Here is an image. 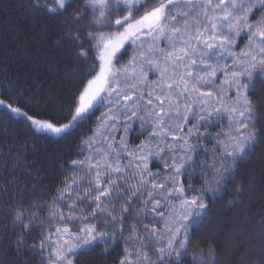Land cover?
Wrapping results in <instances>:
<instances>
[{
	"label": "snow or ice",
	"instance_id": "6c2138e0",
	"mask_svg": "<svg viewBox=\"0 0 264 264\" xmlns=\"http://www.w3.org/2000/svg\"><path fill=\"white\" fill-rule=\"evenodd\" d=\"M27 7L45 18L43 29L61 36L58 46L71 47L45 78L46 89L33 90L18 79L0 83V147L11 136L10 122L63 139L101 105L105 111L83 141L89 155L71 161L73 171L84 175L65 178L50 202L25 206L21 198L9 207L8 222L0 223V237L7 239L0 240V264L10 252L14 264H76L98 246L110 254L120 245L115 264H183L185 258L188 264H217L222 246L214 241L202 240L189 251L196 241L192 229L208 205L186 192L207 189L186 187L182 178L208 169L219 184L264 144V94L258 92L264 81V0H29ZM128 48L132 53L122 62ZM150 74L157 78L150 81ZM66 80L77 86L70 88ZM225 118L214 147L202 149L204 140L214 138L208 129ZM137 121L140 135H148L129 147ZM118 131L124 135L117 141ZM150 158H159L162 167L150 170ZM20 159L16 153L14 160ZM16 167L0 174V198H10L12 185L19 188ZM25 171L31 176L30 168ZM38 186L39 181L32 191ZM243 190V182L237 184L233 199ZM45 208V220L57 223L53 230L41 228L39 241L29 244L33 222ZM258 234L264 258V218ZM243 243L229 242L233 255L244 251ZM25 250L32 259L24 258ZM233 264L258 262L249 257Z\"/></svg>",
	"mask_w": 264,
	"mask_h": 264
},
{
	"label": "trees",
	"instance_id": "16d2710c",
	"mask_svg": "<svg viewBox=\"0 0 264 264\" xmlns=\"http://www.w3.org/2000/svg\"><path fill=\"white\" fill-rule=\"evenodd\" d=\"M29 0H0V83L7 79L17 80L21 84L30 85L33 90L38 87L47 88L44 83L45 78H50L56 71V63L61 58H66L70 45L61 42L58 46L57 41L62 38L57 31L52 28L43 29L41 27L43 17L36 18L28 10ZM66 39V38H65ZM87 63V62H86ZM68 65L67 67H72ZM74 66L82 69L84 65L74 62ZM70 88H75L77 82L66 80ZM258 92L264 94V81L258 82ZM255 94V93H254ZM16 95V93H12ZM99 116L98 109L89 121L82 124L70 137L59 138L55 134L47 136L35 133L26 128L23 122H10L8 124L11 133L7 141V146L0 147V174L7 175L4 168L11 169L12 164L16 163L14 169L15 177L18 180L19 188L12 185L9 188L8 199L0 198V223H7L6 216L9 207L23 198L25 206L29 204L51 201V197L57 195V189L62 187V181L69 178L71 173V161L77 160L82 156L83 141L92 134L96 127L95 117ZM13 139L17 142L14 144ZM206 144L207 141L205 140ZM2 143V141H0ZM264 151V144L248 158L239 164L238 169L230 178L216 183L213 174L208 170L203 171L197 168L194 176H184L185 186L193 180V184L201 188L206 187V176H210L209 187L212 190L206 195L207 210L202 216L204 222L210 224L209 228L194 227L192 234L196 237L193 246L200 241L215 242L222 246L217 264H233V261H240L249 257L254 258L258 264H264L261 257V242L259 237V224L264 218V159L261 153ZM16 153L21 155L19 161L14 160ZM209 155V154H208ZM204 159V153L199 154ZM204 157V158H203ZM31 169V176L25 169ZM71 169V170H70ZM70 172V173H69ZM36 177L35 180L32 177ZM192 177V179H191ZM42 183V187L33 192L32 185L37 182ZM243 182L244 190L238 196L236 185ZM8 187L7 185H4ZM245 201V204L242 203ZM236 211L240 216H233ZM224 215L225 224H219V219ZM223 216V217H224ZM11 232V229H9ZM211 233V235H209ZM28 235V234H26ZM234 236L235 241H243L244 251L240 255H233L229 247L230 236ZM210 238H209V237ZM229 236V237H228ZM8 239H15L9 236ZM40 239L38 230L28 236V243H37ZM7 244V239L0 237ZM206 246V245H205ZM98 246L94 251L82 254L76 264H115L116 257L121 252L123 245H120L110 254L101 252ZM24 258L32 259V254L28 251L23 252ZM16 257L10 252L6 264H14ZM185 258L183 264H188ZM32 264H36L33 260Z\"/></svg>",
	"mask_w": 264,
	"mask_h": 264
},
{
	"label": "rangeland",
	"instance_id": "374dc122",
	"mask_svg": "<svg viewBox=\"0 0 264 264\" xmlns=\"http://www.w3.org/2000/svg\"><path fill=\"white\" fill-rule=\"evenodd\" d=\"M257 15H259V13H257ZM245 39H246V37H245ZM161 46H163V44L161 45ZM244 46V40H241L240 41V43H239V47H243ZM131 53H132V49L131 48H128L127 49V52H126V54L124 55V56H122L121 57V61L123 62V61H126L128 58H129V56L131 55ZM157 77L155 76V75H152V74H150L149 75V80L151 81V80H155ZM221 79H222V77H221ZM98 111H99V115H100V113L101 112H103V111H105V108H104V106L103 105H101L99 108H98ZM192 123H195V121H192ZM139 122L137 121L135 124H134V126H133V128H134V130L133 131H131V132H129L128 133V144H129V147H132V146H135L136 144H139V142L141 141V140H143L147 135H148V132H144L143 133V135H140V132H141V129L139 128ZM227 125V120H226V118L225 119H222L221 121H220V124H219V126H213V127H210L209 129H208V131L209 132H211L212 134H213V139H211L210 141H207V143H209V144H206L205 142V140L203 141V143H202V149H212L213 147H214V145H215V133H217V132H220L221 130H222V128H224L225 126ZM189 127L191 126V123L188 125ZM96 127H97V124H96ZM96 127H95V129H96ZM94 129V130H95ZM149 131H151V129H149ZM201 131H204V129L202 128L201 129ZM93 135V132H92V134L90 135V136H88L84 141H86V140H88L89 139V137H91ZM105 135L107 136L108 135V133L107 132H105ZM113 135L115 136V139L118 141L119 140V138H120V136L121 135H124V133L122 132V131H118V132H114L113 133ZM100 138L99 137H97V140H99ZM192 143H196V141L195 140H192ZM98 147H102V145H100V144H98L97 145ZM202 149H198V152H199V154H202V153H204V156H205V152H204V150H202ZM89 149L87 148V146L83 143V149H82V156L79 158V159H84L86 156H88L89 155ZM209 154V156L211 155V152H209L208 153ZM201 158V157H200ZM204 158V157H203ZM79 159H77V160H79ZM126 159L127 158H125V162H126ZM158 160H159V158H150L149 159V168H150V170H152V171H156L157 169H159V168H161L162 167V165H161V163H159L158 162ZM71 169H72V167H71ZM70 169V170H71ZM71 172V173H70ZM69 173V179L70 178H72V177H74V176H76V177H78V176H81V175H84V173L82 172V171H79V170H77V171H73V169L70 171ZM194 176V174H192V177ZM192 177H191V179H192ZM215 178V177H214ZM183 179V178H182ZM205 180H206V184H207V190L206 191H204V192H202V193H197V192H186V195H188V196H192V195H197V194H199V195H201L203 198H204V200H205V202L207 203V201H206V195H209V193L212 191V190H210L209 189V187L211 188V186L209 185L210 183H209V181H210V176H206V178H205ZM189 184H191L194 188H196V189H199L198 187H196L194 184H193V180H190L189 181ZM211 194V193H210ZM243 204H245V201L242 203V205ZM62 206V205H61ZM140 206V202H139V200L136 202V204L134 205V207H133V217H130L129 218V222H134V217H135V209L136 208H138ZM35 209H29V211H34ZM207 210V209H206ZM65 211H66V209H65ZM233 216H240L236 211H234L233 213ZM47 215H48V213H47V208H45L43 211H41L40 213H39V219L38 220H35L33 223L35 224V225H37V227L36 228H34V230H38L39 231V233H40V229L42 228V229H44V230H53L54 229V226L56 225V221H54V220H52V221H46L45 220V218L47 217ZM224 216V215H223ZM221 217V219H219L218 217H220L219 215H217V219H219V224H217V225H222V224H225L226 222L224 221L225 220V216L224 217ZM149 221H144V223H148ZM208 225L210 226V224L209 223H207V222H204L202 225H200L199 227H198V230L200 229V228H203V226H204V228H209L208 227ZM125 234H127V232L125 233ZM209 235H211V233L209 234ZM230 236V235H229ZM228 236V237H229ZM209 237V236H208ZM231 238H229L228 240L229 241H233L235 238H234V236H230ZM210 238V237H209ZM229 243V242H228ZM190 251V250H189ZM191 252V251H190Z\"/></svg>",
	"mask_w": 264,
	"mask_h": 264
}]
</instances>
